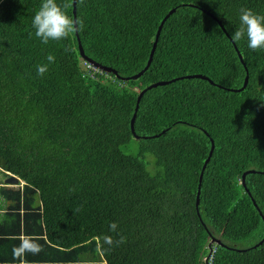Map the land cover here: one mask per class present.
Returning <instances> with one entry per match:
<instances>
[{"label": "trees", "instance_id": "1", "mask_svg": "<svg viewBox=\"0 0 264 264\" xmlns=\"http://www.w3.org/2000/svg\"><path fill=\"white\" fill-rule=\"evenodd\" d=\"M41 2L0 0V183H21L0 195L32 207L53 262L264 264V50L231 40L240 9L264 15V0H75L83 27L47 45ZM170 9L145 71L118 79L144 66ZM156 82L133 139L135 97ZM111 222L126 242L101 253Z\"/></svg>", "mask_w": 264, "mask_h": 264}, {"label": "clouds", "instance_id": "2", "mask_svg": "<svg viewBox=\"0 0 264 264\" xmlns=\"http://www.w3.org/2000/svg\"><path fill=\"white\" fill-rule=\"evenodd\" d=\"M70 7H72L71 0H65L63 3H58V0H42L39 9L32 18L35 36L42 44L47 45L50 41L66 40L78 28L83 27L82 20L74 19L67 13V9ZM231 40L237 43L245 40L247 47L252 51L264 50V15L257 14L248 8H241L239 27L232 32ZM65 51H71V49L66 48ZM46 60L47 64L36 66L37 75L40 77H43L48 71V64L55 62V56L48 54ZM79 210V208L76 209V211ZM117 229V223L109 224V231L116 235L104 234L98 237L97 251L110 252L114 247L126 242V237L118 233ZM16 239L18 243L12 247V258L14 261H18V264H28L27 255H38L43 251L37 238L32 235L22 233ZM89 264H96V262L90 261Z\"/></svg>", "mask_w": 264, "mask_h": 264}, {"label": "crops", "instance_id": "3", "mask_svg": "<svg viewBox=\"0 0 264 264\" xmlns=\"http://www.w3.org/2000/svg\"><path fill=\"white\" fill-rule=\"evenodd\" d=\"M20 185L21 183H17L15 186L0 183V188H20ZM22 201V198L14 201L0 195V264H18V261H14L12 258V247L18 243L16 237L22 233L36 237L43 248V251L38 255L29 254L26 256L28 264H60V262H53L56 254L53 249L56 248L49 246L45 238L43 224L39 222L37 216L31 214L32 207L24 208ZM96 264H103V262L98 258Z\"/></svg>", "mask_w": 264, "mask_h": 264}, {"label": "water", "instance_id": "4", "mask_svg": "<svg viewBox=\"0 0 264 264\" xmlns=\"http://www.w3.org/2000/svg\"><path fill=\"white\" fill-rule=\"evenodd\" d=\"M74 1L75 0H71V3H72V7H71V16L74 18ZM173 12V9H170L168 10L164 16L161 18V20L159 21L156 29H155V32H154V35H153V40H152V43H151V46H150V49L148 51V54H147V58L145 60V63H144V66L135 74L131 75L130 77L128 78H118V79H121V80H135L136 78H138L141 73L143 71H145V69L147 68L149 62H150V59H151V55H152V52H153V49H154V45H155V41H156V38H157V35H158V32H159V29H160V26L162 24V22L164 21V19ZM217 24L219 25V23L217 22ZM75 35V34H74ZM76 48H77V51H78V54L81 56L82 59H84L87 63H89L90 65H92L93 67L103 71V72H106V73H113L114 72L112 70H110L109 68H104V67H101V66H98L96 65L95 63L91 62L90 60L86 59L83 55H82V51H81V48L80 46L76 43ZM236 57L238 59V61L240 62V57L239 55L236 53ZM183 78L185 79H190V78H199L201 80H206L207 82H209L206 78L202 77V76H199V75H190V76H184ZM169 82V81H168ZM168 82H156V83H153V84H150L148 86H146L145 88L141 89L136 97H135V101H134V105H133V109H132V114L130 115V118H129V121H128V129H129V133L132 135L133 139H136V136H134L133 132H132V123H133V119H134V114H135V111H136V106H137V102L139 100V97L141 96V94L145 91V90H148L150 88H154L156 86H161V85H164ZM210 83V82H209ZM245 83H246V74L244 75L243 79H242V83H241V86L239 87L238 90L236 91H239L241 90L244 86H245ZM162 133V131L160 132ZM211 150H212V143L211 141L209 140V148H208V151H207V154H206V157L204 158V160L202 161V164L200 166V169H199V172H198V175H197V184H196V192H195V197H194V205L196 204L197 202V193H198V186H199V181H200V176H201V173H202V170L210 156V153H211ZM7 174V173H6ZM242 176L240 177V183L242 184ZM2 183L4 185H9V186H14L16 185L17 183H19V181L17 180V178H15L14 176H11V175H8V177H6L5 179H3ZM253 204V203H252ZM261 220H262V224H263V228H264V219L261 217ZM262 239H264V235L262 237ZM261 239V240H262ZM261 240L257 243L259 244L261 242ZM211 242L215 243L216 245H220L219 241L216 240V239H211L210 240ZM256 245V244H255ZM253 245V246H255Z\"/></svg>", "mask_w": 264, "mask_h": 264}, {"label": "rangeland", "instance_id": "5", "mask_svg": "<svg viewBox=\"0 0 264 264\" xmlns=\"http://www.w3.org/2000/svg\"><path fill=\"white\" fill-rule=\"evenodd\" d=\"M125 151H126V149H123V148H122V152H125Z\"/></svg>", "mask_w": 264, "mask_h": 264}]
</instances>
